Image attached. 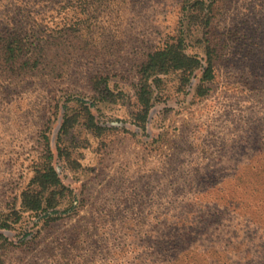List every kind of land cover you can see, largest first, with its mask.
Instances as JSON below:
<instances>
[{"label":"rangeland","instance_id":"1","mask_svg":"<svg viewBox=\"0 0 264 264\" xmlns=\"http://www.w3.org/2000/svg\"><path fill=\"white\" fill-rule=\"evenodd\" d=\"M213 1L0 0V264H264V0Z\"/></svg>","mask_w":264,"mask_h":264},{"label":"trees","instance_id":"2","mask_svg":"<svg viewBox=\"0 0 264 264\" xmlns=\"http://www.w3.org/2000/svg\"><path fill=\"white\" fill-rule=\"evenodd\" d=\"M185 1H187V9H185V12L187 11L188 13L193 5L190 4V0ZM210 1L211 3L214 2L213 0ZM198 9L199 11H203L202 8ZM199 11H197V13ZM202 19H204L205 25H209L210 17H207V14ZM12 51L13 50H9L8 52ZM200 68H203L204 79L211 80L213 78V65L210 58L207 59V66L203 67L199 58L188 55L185 52L184 45L174 41L168 42L163 47L149 53L146 62L142 65L141 72L143 75H145L146 79L153 77V80L156 81L160 79L161 75H166L172 71H179L182 73L183 78H189L196 70ZM142 90L141 100L145 107V113H147L150 97L147 96L145 88ZM36 178L41 186H46L47 184L55 186L59 185L60 183L59 177L57 176V173L50 162L44 163L42 170L38 172ZM40 207L41 204L36 202L31 203L29 209L38 210Z\"/></svg>","mask_w":264,"mask_h":264}]
</instances>
